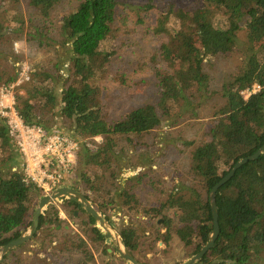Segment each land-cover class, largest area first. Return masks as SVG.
<instances>
[{
    "label": "trees",
    "instance_id": "obj_1",
    "mask_svg": "<svg viewBox=\"0 0 264 264\" xmlns=\"http://www.w3.org/2000/svg\"><path fill=\"white\" fill-rule=\"evenodd\" d=\"M135 1L76 0L55 22L53 11L63 0H0V85L16 84L22 66L30 64V80L16 87L22 89L15 95L18 114L28 126L81 144L65 183L82 189L138 261L152 264L148 254L157 255L158 238L178 239L190 258L201 251L213 231L212 189L241 160L264 147V0ZM24 4L32 11L27 16ZM27 18L31 28L26 31ZM143 28L144 36L162 38V55L174 68L157 67L155 56L150 67L161 89L159 99L113 116V98L107 93L111 64L121 47H131L124 34L137 37ZM25 33L36 50L60 46L64 51L49 66H37L32 56L16 50ZM237 52L244 56L240 71L217 88L206 70L210 57ZM13 61L9 72L7 64ZM205 125L200 138L182 135ZM176 127L179 137L169 132L154 154L155 140L150 143L146 137ZM98 138L101 142L95 143ZM121 142L125 146L120 150ZM132 148L141 153L138 166L149 167L138 169L123 186L124 174L133 168ZM171 150L184 158L181 179L170 192L164 190L157 205L147 207L141 192L162 191L164 180L154 166ZM26 165L0 116V244L29 228L46 198L26 176ZM216 204L220 236L197 264H264V155L237 171L217 193ZM121 209L141 218L117 224L112 213ZM79 210L68 198L54 202L41 216V234L31 242L28 262L16 254L5 264H126L108 252L106 235L92 217L77 216ZM88 224L94 225V247L82 236ZM143 226L153 239L142 237ZM102 257L109 260L102 263Z\"/></svg>",
    "mask_w": 264,
    "mask_h": 264
},
{
    "label": "rangeland",
    "instance_id": "obj_2",
    "mask_svg": "<svg viewBox=\"0 0 264 264\" xmlns=\"http://www.w3.org/2000/svg\"><path fill=\"white\" fill-rule=\"evenodd\" d=\"M72 2H76V0H63L62 4L58 6L52 14V17L55 22L60 20L61 15L65 12L68 5ZM147 3V0H136L135 4L142 5ZM26 16L31 14L32 11H26V4L23 5ZM29 18L25 20L26 24L24 26L25 30L27 31L31 28L29 24ZM23 28V29H24ZM146 28H143L140 33L135 37L133 35H126V41L130 44L131 47H121L118 50L117 56L114 58L113 63L111 64V73H112V80L110 83L107 84V93L110 97L113 98V116H122L130 111L131 106L133 105H142L147 103H154L160 97L161 89L158 86L157 79L154 75L153 69L150 67L151 63L153 62V58L157 56V60L155 64L157 67H164V68H171L173 69V65L170 61H168L161 52L162 49V38L158 36H144L143 32ZM28 33H25L24 38L21 40L22 43L17 44V48L23 50L22 52H26L24 55L26 58L28 56H32L34 63L37 66L47 67L52 62V59L55 57L56 53L60 51L63 53L64 48L60 46L50 47L46 50H36L31 44H28ZM244 61V56L242 53L237 52L236 54L230 57H223V58H214L210 57V63L207 67V71H209L212 76L214 77L215 84L218 87H221L223 83L234 79V77L240 71L239 68L242 66ZM14 65V61L7 64L8 71L10 72L12 66ZM123 77V78H121ZM17 86L9 90L8 97L13 99V95L21 94L22 89H17ZM201 128V129H200ZM197 127L194 130V134L188 131V129L184 132L183 137H194L200 138L203 134L199 133L201 130H207V125L204 127ZM178 127L171 128V129H161L154 131L152 135L146 137V141L153 143L156 145L155 153L158 154L162 149V142L168 137L171 133L174 135V139L179 137L177 132ZM200 129V130H199ZM196 131H198L196 133ZM204 131V132H205ZM170 132V134H169ZM169 134V135H168ZM184 139H182L183 141ZM95 143L101 142V139L98 138L97 141L94 140ZM125 142H121L120 150L124 145ZM118 147V150H119ZM182 151L186 150V148L182 147ZM188 150L184 153L187 154ZM134 153L131 163L133 168L127 171L121 184L123 186L126 185V182L138 172V169H148L149 166H138L141 163V159L138 158V154L134 152L132 148V152ZM130 156V153L127 154ZM185 157V156H184ZM183 158V157H182ZM179 158L177 152L175 150H171L167 152L166 157H159L155 163L154 169L161 175L158 174L159 177L163 179V183L160 185V189L162 191L158 192L156 190H152L150 188H143L141 192V198L144 201L147 207H154L157 203L164 199L165 191H169L178 184L179 180L181 179V172L185 166L184 158ZM183 160V161H182ZM174 164V165H173ZM129 175V176H128ZM142 214H136L134 212H129L126 209L116 210L112 213L113 221L119 223L121 221H135L138 218H141ZM147 230L148 234L150 235L149 238H145L142 233L143 231ZM140 234L144 237L145 240L153 239V233L150 231L148 227H141ZM41 234V231L38 232L36 237ZM13 236L11 237V239ZM10 239V240H11ZM91 247L96 246L95 243L89 242ZM157 255L153 253L148 254V259L152 264H181L187 259L190 258V252L185 249L184 244L175 239L173 242L166 241L162 238L157 239ZM107 249H112V247L107 246ZM33 245L31 243L26 244L25 246L17 249L10 253L9 257L12 258L16 254H19L23 257L26 262H28L29 257L32 253ZM109 258L102 257L100 261L102 263H106Z\"/></svg>",
    "mask_w": 264,
    "mask_h": 264
},
{
    "label": "built area",
    "instance_id": "obj_3",
    "mask_svg": "<svg viewBox=\"0 0 264 264\" xmlns=\"http://www.w3.org/2000/svg\"><path fill=\"white\" fill-rule=\"evenodd\" d=\"M30 73L31 66L25 63L16 84L7 86L3 83L0 85V116L8 123L14 141L27 163L26 176L39 185L42 195L48 197L55 189L65 184L68 169L76 164L81 144L68 137L48 135L42 128L28 126L24 123L15 109V95L11 99L7 94L15 86L18 87L28 82ZM254 92L256 90L247 91L245 95L250 96Z\"/></svg>",
    "mask_w": 264,
    "mask_h": 264
},
{
    "label": "water",
    "instance_id": "obj_4",
    "mask_svg": "<svg viewBox=\"0 0 264 264\" xmlns=\"http://www.w3.org/2000/svg\"><path fill=\"white\" fill-rule=\"evenodd\" d=\"M264 155V147L261 148L256 154L250 156L246 159L241 160L229 173V175L222 180L218 185H216L210 193V202L213 212V231L209 240L203 242V248L195 256L187 259L181 264H197L199 263L207 254V252L212 249L220 236V224H219V210L216 204V196L219 190L225 186L237 173V171L244 165L251 161H255ZM129 176V175H128ZM68 197L75 202H77L88 215L92 216L99 228L105 233L108 241L107 243L111 245L112 249H109L110 253L115 252L126 264H143L139 262L131 251L123 243L120 234L112 227V225L95 210L90 201H88L83 194L78 191H73L70 189H60L50 196L44 198L37 206L32 225L23 229L13 235V238L6 243L0 244V264H5L7 258L13 251L31 243L39 232L40 219L44 215L46 209L52 205L54 202L58 201L60 198ZM145 238H149V234H143Z\"/></svg>",
    "mask_w": 264,
    "mask_h": 264
},
{
    "label": "flooded vegetation",
    "instance_id": "obj_5",
    "mask_svg": "<svg viewBox=\"0 0 264 264\" xmlns=\"http://www.w3.org/2000/svg\"><path fill=\"white\" fill-rule=\"evenodd\" d=\"M70 189V190H73V191H78V192H80L81 194H83L84 196H85V194L83 193V191H82V189H80V187L79 188H77V187H73L72 185H68V184H64L62 187H59V188H57V189H55L54 190V192H56V191H58V190H60V189ZM53 192V193H54ZM52 193V194H53ZM65 198H68V197H65ZM85 198L88 200V201H90L86 196H85ZM68 199H70V198H68ZM71 201H74V200H72V199H70ZM75 202V201H74ZM91 202V201H90ZM61 203H63V201L61 202ZM75 203H77V202H75ZM78 204V203H77ZM91 204L93 205V207L95 208V210L96 211H98L97 210V208L94 206V204L91 202ZM79 205V204H78ZM80 206V205H79ZM81 207V206H80ZM99 212V211H98ZM78 214H76L77 216L79 215V216H82L83 217V219H89L90 217H92V216H90V215H88L87 214V212L81 207V210H79V212H77ZM99 214L100 215H102L100 212H99ZM103 216V215H102ZM104 217V216H103ZM60 218L62 219V220H65V222H66V224L68 225V224H70V225H72L73 226V223L71 222V220L69 219V217H67L65 214H63V213H61V216H60ZM93 218V217H92ZM105 218V217H104ZM94 219V218H93ZM106 219V218H105ZM95 220V219H94ZM107 220V219H106ZM96 221V220H95ZM110 223V222H109ZM116 223V222H115ZM111 224V223H110ZM118 224V223H117ZM112 225V224H111ZM96 227H98L99 228V225L97 224V222H96V225H95ZM76 227H80V222L78 223V224H76ZM93 227H94V225H92V224H88L87 226H86V228L84 229V232L86 233V235H84V234H82V236H84V238H86V240H88V242H92L93 240H92V238H95V236H94V234H92V229H93ZM112 227H113V225H112ZM114 228V227H113ZM100 229V228H99ZM115 229V228H114ZM116 231H117V233L118 234H120V232L117 230V229H115ZM103 232V231H102ZM104 233V232H103ZM105 234V233H104ZM107 241H108V239L106 240V243H104V246L105 247H107V245H108V243H107ZM91 246V245H90ZM109 246L111 247V245L109 244ZM108 252H109V249H108ZM110 253V252H109ZM110 254H116L115 252H113V253H110ZM117 255V254H116ZM136 258V257H135ZM140 262V261H139ZM142 263V262H141Z\"/></svg>",
    "mask_w": 264,
    "mask_h": 264
},
{
    "label": "bare ground",
    "instance_id": "obj_6",
    "mask_svg": "<svg viewBox=\"0 0 264 264\" xmlns=\"http://www.w3.org/2000/svg\"><path fill=\"white\" fill-rule=\"evenodd\" d=\"M143 234H148L147 230L143 231ZM20 249V248H19Z\"/></svg>",
    "mask_w": 264,
    "mask_h": 264
}]
</instances>
